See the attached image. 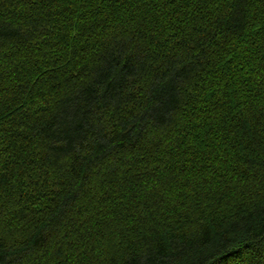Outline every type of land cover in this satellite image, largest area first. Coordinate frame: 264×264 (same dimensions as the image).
<instances>
[{
	"label": "trees",
	"instance_id": "obj_1",
	"mask_svg": "<svg viewBox=\"0 0 264 264\" xmlns=\"http://www.w3.org/2000/svg\"><path fill=\"white\" fill-rule=\"evenodd\" d=\"M0 26V264H264V0H0Z\"/></svg>",
	"mask_w": 264,
	"mask_h": 264
},
{
	"label": "snow or ice",
	"instance_id": "obj_2",
	"mask_svg": "<svg viewBox=\"0 0 264 264\" xmlns=\"http://www.w3.org/2000/svg\"><path fill=\"white\" fill-rule=\"evenodd\" d=\"M216 3L218 5H227V4H230L232 3V0H216ZM3 39H4V30H3V27L0 26V43L3 42ZM108 67L109 65L107 64L106 61H102L100 64H99V67L97 68V82L100 83L103 81V77H104V74L105 72L108 70ZM175 77L177 79L180 78V71H177L175 73ZM7 264H15L14 261L12 260H9L7 262ZM140 264H150V260H149V257L148 256H145V258L140 262Z\"/></svg>",
	"mask_w": 264,
	"mask_h": 264
}]
</instances>
